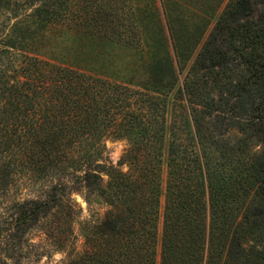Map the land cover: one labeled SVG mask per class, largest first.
Listing matches in <instances>:
<instances>
[{
    "label": "trees",
    "instance_id": "16d2710c",
    "mask_svg": "<svg viewBox=\"0 0 264 264\" xmlns=\"http://www.w3.org/2000/svg\"><path fill=\"white\" fill-rule=\"evenodd\" d=\"M0 1L24 8L9 27L21 38L0 42V264L38 253L30 234L43 226L41 244L63 249L82 212L76 196L106 210L81 225L67 264H156L167 94L150 72L131 84L44 59L32 38L62 21L123 44L127 4ZM178 96L158 264H264V0L228 1ZM107 140L127 145L115 166L102 157Z\"/></svg>",
    "mask_w": 264,
    "mask_h": 264
},
{
    "label": "rangeland",
    "instance_id": "374dc122",
    "mask_svg": "<svg viewBox=\"0 0 264 264\" xmlns=\"http://www.w3.org/2000/svg\"><path fill=\"white\" fill-rule=\"evenodd\" d=\"M121 1L127 4L129 9L119 27V32L125 36L123 44L108 38L82 35L62 21L36 31L32 38L34 44L45 45L42 51L44 54L41 55L44 59L52 58V62L57 64L116 82H126L130 78L133 80L131 84L142 83L139 76L150 72L153 77L149 84L151 89L167 94L157 221L156 264H158L167 178V152L173 124L178 121L175 117V112L179 111L178 92L185 73L229 0ZM60 2L62 0H58L56 6L62 10L64 3ZM66 6L74 8V3L67 2ZM10 10L9 7L7 9L5 1H0V42L21 38L10 36L9 27L21 17L24 8L12 9V12ZM12 14H16L15 17ZM170 23L174 25L177 34V56L174 54L168 31ZM142 60L156 63L145 67ZM126 147L125 141L107 140L102 155L104 162L115 166ZM122 169L126 171L125 167ZM75 202L82 212L74 220L73 234L63 249H56L53 244H49L50 242L47 245L41 244L46 237V227L43 226L30 234L31 243L36 245L34 250L38 253L33 251L21 264H67L81 252L83 245L81 225L88 223L91 216L101 218L106 207L98 199H94L88 208L80 196L75 197Z\"/></svg>",
    "mask_w": 264,
    "mask_h": 264
}]
</instances>
